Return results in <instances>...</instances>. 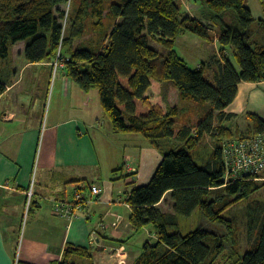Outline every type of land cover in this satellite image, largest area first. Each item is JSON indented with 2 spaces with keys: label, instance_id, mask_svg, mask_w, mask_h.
<instances>
[{
  "label": "trees",
  "instance_id": "1",
  "mask_svg": "<svg viewBox=\"0 0 264 264\" xmlns=\"http://www.w3.org/2000/svg\"><path fill=\"white\" fill-rule=\"evenodd\" d=\"M74 1L0 0V95L8 85L1 75V61L9 57L15 43L26 40L27 62L63 57L66 74L83 91L99 90L104 113L117 132L141 134L161 150L163 159L150 182L133 189L128 199L133 231L152 226L158 237L156 242L144 243L132 264H264V201L247 204V230L256 241L245 253L240 249L236 221L224 216L228 208L264 187L260 178L264 170L255 176H228L223 143L202 162L194 156L195 147L207 134L223 139L264 136V118L258 113H247L250 124L242 129L234 122L237 114L226 111L241 82L264 81V16L254 18L246 0H205L208 10L203 14L219 24L222 51L231 48L240 66L238 71L224 55L217 62L213 83L206 75L205 62L193 69L176 50L178 38L185 33L205 41L213 38L207 23L183 12L180 0H111L108 4L79 0L71 12ZM260 1L264 13V0ZM90 16L96 19L93 45L74 47ZM105 17L112 23H105ZM150 37L164 52L151 45ZM87 65L89 69H81ZM189 100L212 107L196 134L190 126L177 125L184 109L181 105ZM173 140L181 145L171 147ZM167 194L170 211L160 205ZM197 208L223 232L203 227L180 232V217L191 216ZM86 258H93L88 248L69 245L59 264H80Z\"/></svg>",
  "mask_w": 264,
  "mask_h": 264
},
{
  "label": "crops",
  "instance_id": "2",
  "mask_svg": "<svg viewBox=\"0 0 264 264\" xmlns=\"http://www.w3.org/2000/svg\"><path fill=\"white\" fill-rule=\"evenodd\" d=\"M26 43H15L9 57L1 61V75L8 85L0 95V264H59L69 245L84 246L92 255L96 250L106 264H129L130 260L132 264L142 249L138 244L133 249L129 240L144 229L133 231L128 199L133 189L150 182L163 159L161 150L141 134L117 132L111 120H103L106 115L99 100H75L85 91L63 68L59 87L68 100H51L44 118L53 62H27ZM11 61L9 72L6 63ZM28 70L35 73L27 75ZM262 85L264 81L241 82L226 111L238 117L256 113L264 100L254 89ZM119 168L123 169L115 172ZM93 187L100 189L99 195L91 193ZM76 189L86 196L80 205L74 200ZM164 202L172 205L170 194L162 207ZM57 204L72 205V219L57 214ZM97 208L101 213L95 220ZM149 236L158 238L155 230ZM94 259L93 255L95 264Z\"/></svg>",
  "mask_w": 264,
  "mask_h": 264
},
{
  "label": "rangeland",
  "instance_id": "3",
  "mask_svg": "<svg viewBox=\"0 0 264 264\" xmlns=\"http://www.w3.org/2000/svg\"><path fill=\"white\" fill-rule=\"evenodd\" d=\"M107 4L111 0H105ZM75 3L71 6L70 11L75 12V10L78 8L80 1L75 0ZM182 5V10L186 15H189L191 17L195 16L198 19H201L203 22L207 23L209 26L211 32H212V40L206 42L202 38L198 37L195 34L192 33H185L182 34L176 43V50L179 53V55L187 61L189 66L193 69L199 68L204 62L205 64V71L207 77L211 79V81L214 83L215 73L219 70L218 60L219 59H225V56L230 59V61L235 65L238 71H240V66L237 63L236 59L234 58L233 51L231 48H227L222 51V46L219 44L217 36L220 31L219 24L216 23L214 20L210 18V15L208 16V19L205 18L203 11L208 10L206 7L204 9V2L205 0H180ZM247 6L251 9L253 17L256 19L262 18L264 16L261 1L260 0H246ZM69 5V4H68ZM69 6L66 7L67 12L69 11ZM232 11H229L226 13L225 17L227 20L230 19ZM96 21L95 18L92 16L87 17L84 21L85 24V32L82 37H79L75 39L74 41V47H78L82 44L87 45H93L92 40L96 36L94 34V28L93 23ZM105 23H112V20L109 17H105L103 19ZM97 43V42H96ZM150 43L153 47H156L158 50L164 52V49L160 45V43L156 40L150 37ZM225 55V56H224ZM67 58V55L65 56ZM53 62V72L48 77V92L46 94L45 100H48L46 102V106L44 108V118L49 113L50 110V102L51 100H68L66 97H63L61 95V89L59 87L60 82V75L61 72L60 69H64L65 61L63 60V57L61 60H59V66L56 68V59ZM13 62H7L6 67L9 72H12L13 68ZM5 66V65H4ZM90 66L87 65L86 67H81L82 70L89 69ZM11 70V71H10ZM35 71L28 70L27 75H33ZM40 84L43 86L45 84V79L41 80ZM258 91L262 94V100H264V85L258 86L254 89V91ZM75 100H99V103L101 104V97L99 90L96 88H93L91 90V93H83L82 96H80L78 99ZM258 100V99H256ZM261 102L260 104H262ZM95 105V101L93 103ZM258 102L255 103V106H258ZM184 107L183 113H180L177 118V125L178 126H190L193 128V133L196 134L197 130L196 127L201 122V120L212 111V107L209 103H197L194 101H186L185 103H182L181 105ZM260 116L264 117V107L261 108H255ZM217 114V112H215ZM263 114V115H262ZM241 116L238 117L234 122L238 123L242 129H246L248 127V124H250L249 120L245 116V114H240ZM103 120H110L108 116L104 117ZM46 120V119H45ZM229 123V122H228ZM215 124H218V121H215ZM228 138H216L214 135H205L197 144L194 150V156L198 159L199 162H202V160H206L208 156L211 154L212 150H214L217 146L222 145L224 141H226ZM171 147L175 146L178 147L181 145V143L173 140L169 144ZM129 152V151H128ZM127 154V153H126ZM123 155V153H122ZM120 173V172H119ZM109 175L108 171H106V175ZM261 180H264V172L261 173ZM132 177V176H131ZM126 194H122V197L125 198ZM117 198L118 195H117ZM261 200L264 201V187L260 188L257 192L253 193L249 198L245 200H241L238 203H235L233 206L228 208L224 212V216L229 219H234L238 226L239 231V241H240V249L242 253H245L248 249H250L253 245V243L256 241V236L249 237L248 230H247V217H246V207L247 204L252 200ZM163 208L166 211L171 210V206H169L168 203H163ZM121 210H124V207H119ZM100 209H96L94 216L95 220L100 219ZM28 216V214H27ZM197 227H203L205 229H208L212 232L222 233L223 228L215 223L209 222L206 220L202 214L200 213V210L197 208L191 216H181L180 217V227L179 231L183 234H186L190 232L191 230L197 228ZM25 229H26V220L22 223L21 230L19 233V239L20 242L22 241L24 235H25ZM170 232L176 231L175 229H170ZM150 232L154 233V228L152 226H148L144 229V231L134 235L130 240L129 244L132 246L133 249H136V245L138 244L140 246V249H143V245L146 241L156 242L157 238L149 236ZM128 236V235H127ZM126 236V237H127ZM139 249V248H138ZM118 251V250H117ZM94 257H95V264H106L103 262L102 257L98 256L96 250L93 249L92 251ZM116 255L117 258L120 259V256L117 252ZM91 259L86 258L82 259L80 264H89ZM131 263V260L129 261V264ZM111 264H116L114 262H111Z\"/></svg>",
  "mask_w": 264,
  "mask_h": 264
},
{
  "label": "built area",
  "instance_id": "4",
  "mask_svg": "<svg viewBox=\"0 0 264 264\" xmlns=\"http://www.w3.org/2000/svg\"><path fill=\"white\" fill-rule=\"evenodd\" d=\"M59 66V60L56 61V68ZM223 156L227 164L228 176L237 177L241 174L258 175L264 170V136L253 135L245 138H229L223 142ZM91 193L99 195L100 189L93 187ZM33 196V186L28 191L27 212L30 207ZM75 203L80 205L86 196L79 189L75 190ZM73 206L57 204L55 212L64 215L68 219L73 217ZM119 255V251H117ZM123 256H120L119 261H122Z\"/></svg>",
  "mask_w": 264,
  "mask_h": 264
}]
</instances>
